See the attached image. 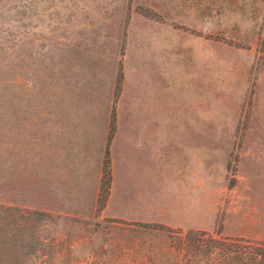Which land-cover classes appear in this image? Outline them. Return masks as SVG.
Segmentation results:
<instances>
[{
	"label": "rangeland",
	"instance_id": "1",
	"mask_svg": "<svg viewBox=\"0 0 264 264\" xmlns=\"http://www.w3.org/2000/svg\"><path fill=\"white\" fill-rule=\"evenodd\" d=\"M189 230L264 242V0H0V264Z\"/></svg>",
	"mask_w": 264,
	"mask_h": 264
},
{
	"label": "trees",
	"instance_id": "2",
	"mask_svg": "<svg viewBox=\"0 0 264 264\" xmlns=\"http://www.w3.org/2000/svg\"><path fill=\"white\" fill-rule=\"evenodd\" d=\"M105 161L104 179H110L111 174L107 169L110 165L109 151L106 152ZM183 250L184 264H264V242L243 237L189 230L185 234Z\"/></svg>",
	"mask_w": 264,
	"mask_h": 264
}]
</instances>
